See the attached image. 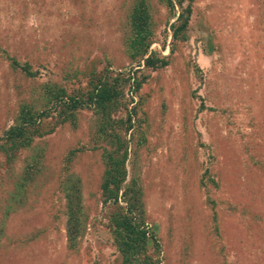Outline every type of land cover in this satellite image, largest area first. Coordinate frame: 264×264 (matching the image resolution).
Wrapping results in <instances>:
<instances>
[{"label": "rangeland", "instance_id": "rangeland-1", "mask_svg": "<svg viewBox=\"0 0 264 264\" xmlns=\"http://www.w3.org/2000/svg\"><path fill=\"white\" fill-rule=\"evenodd\" d=\"M0 146V264H122L137 190L150 261L264 264V0H0Z\"/></svg>", "mask_w": 264, "mask_h": 264}, {"label": "trees", "instance_id": "trees-1", "mask_svg": "<svg viewBox=\"0 0 264 264\" xmlns=\"http://www.w3.org/2000/svg\"><path fill=\"white\" fill-rule=\"evenodd\" d=\"M148 9V8H147ZM140 12L143 13L144 9L139 8ZM146 14L145 16H149V9L148 11L145 10ZM148 13V15H147ZM135 16H132L131 18V25L134 26L135 31L138 33L137 30L140 29V27L144 23V17L143 14L137 18V20L134 19ZM187 25V21L183 23V25L178 26L174 29L173 34L176 36L179 32L183 31L185 29V26ZM159 61H155L153 57H148L146 59V64L149 67H155L156 64ZM164 62H161V65ZM17 65V63H15ZM26 65L23 67V69H26ZM109 98V95H93V92L90 95L89 100L90 101H96L99 99L100 103H103L104 100ZM103 100V101H102ZM39 117L41 114L38 115ZM44 116V115H43ZM25 122L21 125H17L15 127L10 128L6 132V139L4 140L6 143H10L12 148L15 145L21 144L23 145L26 143V139H32L35 137V131L38 130L39 124L36 121H33L32 119H24ZM130 127V125H128ZM29 141V140H28ZM11 148V147H10ZM15 148V147H14ZM2 147L0 146V150ZM120 161H116L114 159V165L116 162H118L120 167L125 166V156H121ZM110 160V159H109ZM109 172V171H108ZM110 173V172H109ZM115 175H111V182L113 183L115 181ZM109 179V178H108ZM110 185L103 190L104 194L111 198L113 196L112 189L110 190ZM127 197V210L124 213V216H115L114 218V226H115V234L117 237L121 238L122 242L119 244V250L122 254L123 262L122 264H157V262L150 261V258L147 257L145 253V249L148 245V235L146 231L142 228V225L137 223V219L135 216H133L134 210L138 209L139 207H143V204L139 201L140 194L137 191H133L130 195H125ZM136 199V201L134 200ZM138 198V199H137ZM74 220L73 215L69 213L67 216V236L70 240V245L72 242L76 240V234H78V226L74 225L72 222ZM139 257H142L143 259L140 260Z\"/></svg>", "mask_w": 264, "mask_h": 264}]
</instances>
